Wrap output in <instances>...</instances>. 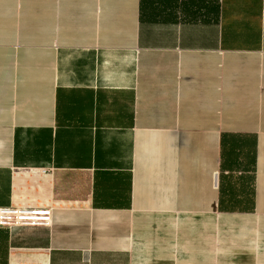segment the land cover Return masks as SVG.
Instances as JSON below:
<instances>
[{
  "label": "crops",
  "instance_id": "1",
  "mask_svg": "<svg viewBox=\"0 0 264 264\" xmlns=\"http://www.w3.org/2000/svg\"><path fill=\"white\" fill-rule=\"evenodd\" d=\"M7 204L0 264H264V0H0Z\"/></svg>",
  "mask_w": 264,
  "mask_h": 264
},
{
  "label": "built area",
  "instance_id": "2",
  "mask_svg": "<svg viewBox=\"0 0 264 264\" xmlns=\"http://www.w3.org/2000/svg\"><path fill=\"white\" fill-rule=\"evenodd\" d=\"M50 222L51 208L49 206L0 205V226L11 228L16 225L49 224Z\"/></svg>",
  "mask_w": 264,
  "mask_h": 264
},
{
  "label": "trees",
  "instance_id": "3",
  "mask_svg": "<svg viewBox=\"0 0 264 264\" xmlns=\"http://www.w3.org/2000/svg\"><path fill=\"white\" fill-rule=\"evenodd\" d=\"M249 180H250V178H249ZM251 189L249 188V191H248V193H250L251 194ZM243 201H245V203L247 204V203H250V201H251V197L248 195L247 196V198H245V200H243Z\"/></svg>",
  "mask_w": 264,
  "mask_h": 264
}]
</instances>
